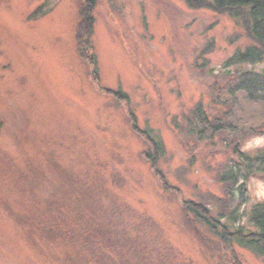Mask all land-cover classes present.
Here are the masks:
<instances>
[{"label":"rangeland","instance_id":"374dc122","mask_svg":"<svg viewBox=\"0 0 264 264\" xmlns=\"http://www.w3.org/2000/svg\"><path fill=\"white\" fill-rule=\"evenodd\" d=\"M84 5L0 0V264H264L187 209L255 231L264 173L221 180L236 144L264 147V103L235 88L264 62L225 74L253 43L246 23L185 0H97L86 37Z\"/></svg>","mask_w":264,"mask_h":264},{"label":"trees","instance_id":"16d2710c","mask_svg":"<svg viewBox=\"0 0 264 264\" xmlns=\"http://www.w3.org/2000/svg\"><path fill=\"white\" fill-rule=\"evenodd\" d=\"M190 7L198 8L202 6H210L216 11L228 12L235 18H241L246 23L250 34L253 38V43L243 49L237 50L233 56L225 64L226 75H231L232 66L239 71L238 64L256 65L264 62V0H185ZM97 0H85L84 14L87 20L86 37L90 36L93 30L92 9L95 7ZM239 80L235 86L236 89L245 90L247 94L254 99L261 100L264 103V69L259 71L245 70L239 74ZM201 110V106H199ZM204 114V111H200ZM200 114V115H201ZM204 121L208 117L205 115ZM219 128L218 125L214 126ZM150 137V136H148ZM155 145L156 154L163 146L157 140L150 138ZM234 152L239 153V161L237 167L231 168L226 173L222 174L221 180L227 185L228 182H235L244 170L248 173H264V147L258 148L253 154L246 153L239 149L238 144L234 147ZM150 158V154L148 153ZM152 159V158H151ZM155 164L156 158L152 159ZM257 162L255 168L253 162ZM241 164V165H240ZM188 211L192 212L203 224L210 227L212 231L222 226L221 236L223 239L236 240L241 245H244L254 250L259 255H264V202L255 203L248 214V220L254 226L255 231L245 232L243 226L237 228L234 232L229 230L227 224L222 223L221 219H215L209 212L210 209L202 203L189 201L187 202ZM231 221V218L229 219ZM232 222V221H231Z\"/></svg>","mask_w":264,"mask_h":264}]
</instances>
